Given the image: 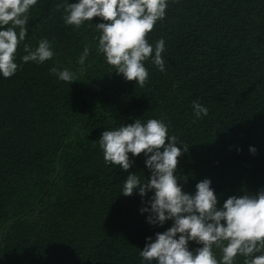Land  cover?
<instances>
[{"label":"trees","instance_id":"trees-1","mask_svg":"<svg viewBox=\"0 0 264 264\" xmlns=\"http://www.w3.org/2000/svg\"><path fill=\"white\" fill-rule=\"evenodd\" d=\"M63 10V0H37L19 67L0 77V264H140L145 238L172 222L149 224L140 195L119 193L130 172L150 175L143 153H129L135 163L124 171L105 163L97 142L136 118L162 119L188 146L178 157L184 191L209 178L222 204L264 188V0H169L146 35L153 45L164 38L166 70L145 61L143 86L97 54L93 24L66 25ZM43 38L53 58L22 63L23 45ZM85 46L90 55L79 65ZM52 66L76 81L59 80ZM197 99L209 109L200 119Z\"/></svg>","mask_w":264,"mask_h":264},{"label":"clouds","instance_id":"clouds-1","mask_svg":"<svg viewBox=\"0 0 264 264\" xmlns=\"http://www.w3.org/2000/svg\"><path fill=\"white\" fill-rule=\"evenodd\" d=\"M36 3L37 0H0V77L14 75L19 67L16 50L25 40L29 10ZM168 4L169 0H63V22L76 28L85 22L93 24L99 32L95 37L97 54L125 80L143 86L149 76L145 61L150 59L159 71L166 70L164 38L153 45L146 35L165 18ZM93 17L103 22L93 23ZM23 51L22 63L43 64L54 56L47 38L35 47L24 44ZM89 55L90 49L85 46L77 63L84 65ZM49 71L61 81H76L75 73L68 68L52 66ZM192 110L196 119L209 112L198 99L192 101ZM97 142L105 163L124 171L135 163L129 153L133 157L143 153L150 175L146 178L142 172H130L119 193L128 196L135 190L140 195L144 206L139 211L147 213L149 224L172 222L154 238H145L138 253L140 264H236L238 256L243 257V264H264V188L230 195L222 204L209 178L197 181L195 191H184L178 181L186 177L177 174L178 157L188 146L179 136L170 134L162 119L142 122L136 118L133 123H121L104 130ZM249 151L255 153L256 148L249 146ZM148 193L150 197L143 201ZM192 241L200 246L190 249ZM215 250H219V256Z\"/></svg>","mask_w":264,"mask_h":264},{"label":"bare ground","instance_id":"bare-ground-1","mask_svg":"<svg viewBox=\"0 0 264 264\" xmlns=\"http://www.w3.org/2000/svg\"><path fill=\"white\" fill-rule=\"evenodd\" d=\"M260 141V140H259Z\"/></svg>","mask_w":264,"mask_h":264}]
</instances>
